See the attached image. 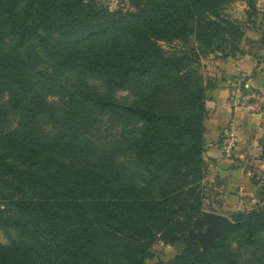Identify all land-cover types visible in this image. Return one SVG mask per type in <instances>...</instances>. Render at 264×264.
<instances>
[{
	"label": "trees",
	"instance_id": "1",
	"mask_svg": "<svg viewBox=\"0 0 264 264\" xmlns=\"http://www.w3.org/2000/svg\"><path fill=\"white\" fill-rule=\"evenodd\" d=\"M233 1L131 0L132 11H110L93 0H27L19 46L36 41L60 67L79 68L114 89L141 77L154 80V93L140 102L101 101L142 124L138 149L148 179L132 191L97 163L64 162L60 149L29 125L6 132L0 119V228L24 241L0 246V264H145L161 240L182 249L174 264H238L229 239L241 234L253 242L264 232V205L249 214L232 210L234 226L206 252L184 242L189 231L204 227L205 89L193 68L195 52L161 45L190 38L207 48L237 43L239 28L219 13ZM20 4L0 0V18L15 15ZM3 33L0 25V42ZM30 72L25 60L0 47V89L33 92L24 113L34 118L36 109L49 106L38 87L32 91ZM69 96L64 110L78 117L85 100ZM153 190L160 197L146 196Z\"/></svg>",
	"mask_w": 264,
	"mask_h": 264
},
{
	"label": "rangeland",
	"instance_id": "2",
	"mask_svg": "<svg viewBox=\"0 0 264 264\" xmlns=\"http://www.w3.org/2000/svg\"><path fill=\"white\" fill-rule=\"evenodd\" d=\"M93 1L110 11L133 10L131 0ZM26 3L27 0H21L15 15L0 18L4 32L0 47L5 54L18 56L26 61L33 83L35 82L32 91L38 87L37 90L43 94L49 107L46 112L35 108L37 115L33 118L32 112H29V115L24 113L26 105H30L31 108L30 97L26 96L27 94L31 96L33 92L28 93L26 92L28 89L25 91L23 87L20 91H18L19 87L15 89L3 87L0 89V119H3L4 130L10 132L18 129L21 124L29 125L30 130L34 129L38 135L48 137V142L60 149L57 156L69 165L79 168L89 163H97L108 169L121 185H126L132 191L141 190L148 179L138 149L143 126L122 111L104 107L101 101L121 105L140 102L154 93V80L141 77L133 80L125 89H114L98 77L79 68L60 67L56 61L48 57L36 41H31L26 46H19L18 23L25 13ZM219 13L239 28L241 36L237 43L227 39V42L217 41L210 48L204 47L192 38L172 44L161 43L169 52H195L193 68L197 71L205 89L204 172L200 182L203 194L200 220L204 227L200 232H204L207 228L204 214L215 212L212 205L214 196L220 193V182L215 172L210 170L205 158L206 123L211 113L209 104L217 89L214 78L217 63L250 57L255 60L257 65L255 69L258 70H255V74H259L262 81L256 85L251 83L250 76L235 79L231 84L228 101L245 110L250 108L247 112L255 115L264 112V0H235L221 6ZM241 85L244 86L243 89ZM77 94L85 100V106L84 112L74 117L66 113L63 103L70 97L69 95ZM12 102L19 103L20 107L17 109ZM231 128L235 129L233 123L228 125L223 136ZM237 139L236 152L240 149V139L239 137ZM254 150L249 154L246 162L248 171L251 172V183L242 191L241 203L236 209L245 214L254 212L264 205V135L256 141ZM146 196L158 198L160 192L153 190ZM219 214L226 215L232 220L230 212H219ZM233 226L234 223L231 227ZM196 233L199 232L189 231L184 242L187 246H198L203 252L216 246L223 236L219 237L210 248L204 249V242L201 239L192 238ZM22 242L23 239L15 230L0 228V246H13ZM229 242L238 264H264V232L257 233L253 242H249L246 236L241 234L232 235ZM151 252L152 256L145 264H174L176 259L183 255L178 244L165 240L157 242Z\"/></svg>",
	"mask_w": 264,
	"mask_h": 264
},
{
	"label": "crops",
	"instance_id": "3",
	"mask_svg": "<svg viewBox=\"0 0 264 264\" xmlns=\"http://www.w3.org/2000/svg\"><path fill=\"white\" fill-rule=\"evenodd\" d=\"M216 65L214 78L217 89L209 104L211 113L206 123L205 158L210 170L215 172L220 182V193L214 196L212 204L215 213H229L240 206L242 191L251 183V172L248 171L246 162L249 154L255 151L256 141L264 135V112L255 115L247 112L250 108L245 110L228 101L231 84L241 76H250L251 83L258 85L262 77L255 74L257 65L252 57ZM241 88L244 86L241 85ZM232 123L240 139V149L233 157L228 158L222 152L221 138L225 129Z\"/></svg>",
	"mask_w": 264,
	"mask_h": 264
},
{
	"label": "water",
	"instance_id": "4",
	"mask_svg": "<svg viewBox=\"0 0 264 264\" xmlns=\"http://www.w3.org/2000/svg\"><path fill=\"white\" fill-rule=\"evenodd\" d=\"M204 216L206 218V230L193 234L192 238L201 239L204 242V249H208L223 235L225 230L233 225V222L228 216L215 212H206Z\"/></svg>",
	"mask_w": 264,
	"mask_h": 264
},
{
	"label": "built area",
	"instance_id": "5",
	"mask_svg": "<svg viewBox=\"0 0 264 264\" xmlns=\"http://www.w3.org/2000/svg\"><path fill=\"white\" fill-rule=\"evenodd\" d=\"M234 94H236V92H234ZM237 102H239V100H237ZM237 141L238 139L235 129H229L223 136L222 142V152L226 157L231 158L234 156L237 149Z\"/></svg>",
	"mask_w": 264,
	"mask_h": 264
}]
</instances>
